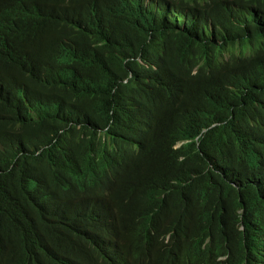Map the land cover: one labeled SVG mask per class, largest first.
<instances>
[{"label": "trees", "instance_id": "trees-1", "mask_svg": "<svg viewBox=\"0 0 264 264\" xmlns=\"http://www.w3.org/2000/svg\"><path fill=\"white\" fill-rule=\"evenodd\" d=\"M0 264H264V0H0Z\"/></svg>", "mask_w": 264, "mask_h": 264}, {"label": "clouds", "instance_id": "clouds-1", "mask_svg": "<svg viewBox=\"0 0 264 264\" xmlns=\"http://www.w3.org/2000/svg\"><path fill=\"white\" fill-rule=\"evenodd\" d=\"M219 173L225 174V172L222 170V168H219Z\"/></svg>", "mask_w": 264, "mask_h": 264}]
</instances>
